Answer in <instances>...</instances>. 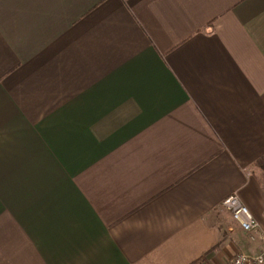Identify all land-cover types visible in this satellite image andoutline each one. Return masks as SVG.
Listing matches in <instances>:
<instances>
[{
  "label": "crops",
  "instance_id": "0c3cea01",
  "mask_svg": "<svg viewBox=\"0 0 264 264\" xmlns=\"http://www.w3.org/2000/svg\"><path fill=\"white\" fill-rule=\"evenodd\" d=\"M263 162L264 0H0V264L258 255Z\"/></svg>",
  "mask_w": 264,
  "mask_h": 264
},
{
  "label": "built area",
  "instance_id": "2783aa9c",
  "mask_svg": "<svg viewBox=\"0 0 264 264\" xmlns=\"http://www.w3.org/2000/svg\"><path fill=\"white\" fill-rule=\"evenodd\" d=\"M222 206L232 216L245 232L258 230L259 225L251 210L245 205L237 192L228 195ZM264 239V235H263ZM229 264H264V251L258 255L250 256L243 253L236 254Z\"/></svg>",
  "mask_w": 264,
  "mask_h": 264
},
{
  "label": "trees",
  "instance_id": "16d2710c",
  "mask_svg": "<svg viewBox=\"0 0 264 264\" xmlns=\"http://www.w3.org/2000/svg\"><path fill=\"white\" fill-rule=\"evenodd\" d=\"M261 165L264 167V162H263V163H261Z\"/></svg>",
  "mask_w": 264,
  "mask_h": 264
}]
</instances>
